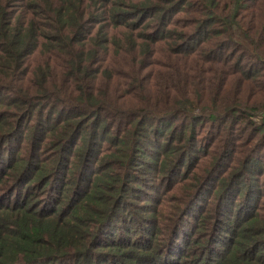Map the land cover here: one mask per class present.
<instances>
[{"label": "trees", "instance_id": "obj_1", "mask_svg": "<svg viewBox=\"0 0 264 264\" xmlns=\"http://www.w3.org/2000/svg\"><path fill=\"white\" fill-rule=\"evenodd\" d=\"M263 149L264 0H0V264H264Z\"/></svg>", "mask_w": 264, "mask_h": 264}, {"label": "rangeland", "instance_id": "obj_2", "mask_svg": "<svg viewBox=\"0 0 264 264\" xmlns=\"http://www.w3.org/2000/svg\"><path fill=\"white\" fill-rule=\"evenodd\" d=\"M262 152H264V149H263ZM263 159H264V156H263ZM262 171H263V170H262ZM159 194H160L161 196H163L165 193L160 192ZM203 194H204V193H203ZM204 197H205V195H202V196L199 197V199L202 200ZM198 202H199V201H198Z\"/></svg>", "mask_w": 264, "mask_h": 264}]
</instances>
